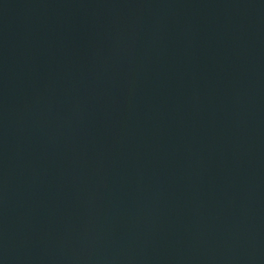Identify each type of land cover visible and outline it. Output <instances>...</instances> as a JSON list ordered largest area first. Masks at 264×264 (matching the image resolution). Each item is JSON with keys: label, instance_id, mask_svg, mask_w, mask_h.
<instances>
[{"label": "water", "instance_id": "1", "mask_svg": "<svg viewBox=\"0 0 264 264\" xmlns=\"http://www.w3.org/2000/svg\"><path fill=\"white\" fill-rule=\"evenodd\" d=\"M0 264H264V0H0Z\"/></svg>", "mask_w": 264, "mask_h": 264}]
</instances>
